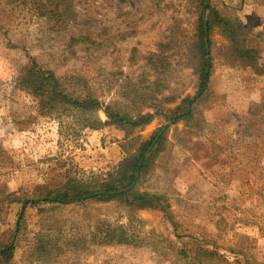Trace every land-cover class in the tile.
<instances>
[{
	"label": "rangeland",
	"instance_id": "obj_1",
	"mask_svg": "<svg viewBox=\"0 0 264 264\" xmlns=\"http://www.w3.org/2000/svg\"><path fill=\"white\" fill-rule=\"evenodd\" d=\"M209 2L251 28L245 45L258 46L249 0ZM199 15L197 0H0V247H16L0 264H264V98L221 27L210 34L207 91L191 115L169 120L198 91ZM31 57L103 107L42 108L16 83ZM107 105L153 119L134 129L107 123ZM95 116L102 125L84 127ZM163 126L135 187L161 205L26 202L107 178ZM108 224L126 225L132 240L99 243Z\"/></svg>",
	"mask_w": 264,
	"mask_h": 264
},
{
	"label": "trees",
	"instance_id": "obj_2",
	"mask_svg": "<svg viewBox=\"0 0 264 264\" xmlns=\"http://www.w3.org/2000/svg\"><path fill=\"white\" fill-rule=\"evenodd\" d=\"M126 1V0H120ZM200 5L199 15V31L200 37L204 46V59L200 83L197 93L188 98V108L182 113H174L169 117V120L176 122L183 117L192 114V106L205 94L209 86L211 73V60L209 58V43L210 34L214 27H221L222 32L226 34L236 45L238 56L246 60L249 66H252L256 73L261 74L264 68L261 63L260 49L258 46L251 43L245 45L244 31L245 26L230 18L223 17L219 11L211 5L209 0H197ZM44 15V13H40ZM240 23V22H239ZM245 29V30H244ZM78 40V38H72ZM17 86L25 89L41 102V107L45 108L50 113L61 112L63 105L67 106L70 112L90 113L96 112L103 107L102 102L95 95H87L85 97L75 95L70 92L61 82L59 76L53 70L45 69L31 57L30 64L22 71L17 78ZM108 116V122L124 126L128 129L143 128L153 119V114L150 112L133 116L122 113L111 106L105 107ZM61 115V113H60ZM102 122L95 116L88 122L84 123V127H98ZM163 126L149 140L142 142L138 150L127 156L112 172H109L105 179L90 178V182L82 188H78L77 183L66 191L58 193H48L44 196L26 200V202H47L56 204H70L74 202H86L89 200H102L106 198L125 200L134 208L155 207L160 204V197L151 193L138 192L135 187L141 178V175L151 162L152 155L158 145L162 143L164 131ZM155 201H157L155 203ZM23 214H20V221L17 223V231L21 229ZM131 231L126 225L110 226L102 231V236L99 243L103 244H120L127 243L131 238ZM96 235L91 236V240L95 239ZM16 247L13 242L0 247V256L9 258L15 251ZM206 254L218 255L216 251L204 250ZM222 258V256H219Z\"/></svg>",
	"mask_w": 264,
	"mask_h": 264
},
{
	"label": "crops",
	"instance_id": "obj_3",
	"mask_svg": "<svg viewBox=\"0 0 264 264\" xmlns=\"http://www.w3.org/2000/svg\"><path fill=\"white\" fill-rule=\"evenodd\" d=\"M248 8H250V13L248 15V21L253 23H258V47L260 49V56L262 50L261 40L264 38V0H249ZM254 11V12H253ZM257 11V12H256ZM257 19L256 22H253V18ZM263 58L261 57V63L264 68ZM258 77V101H262L264 98V71L263 73L257 75ZM255 97V96H254ZM256 99V98H254Z\"/></svg>",
	"mask_w": 264,
	"mask_h": 264
}]
</instances>
